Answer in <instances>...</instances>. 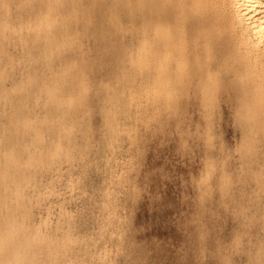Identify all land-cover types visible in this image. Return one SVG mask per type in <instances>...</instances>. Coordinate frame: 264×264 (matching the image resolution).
Segmentation results:
<instances>
[{"label": "rangeland", "instance_id": "374dc122", "mask_svg": "<svg viewBox=\"0 0 264 264\" xmlns=\"http://www.w3.org/2000/svg\"><path fill=\"white\" fill-rule=\"evenodd\" d=\"M191 6L0 0V264H264V66Z\"/></svg>", "mask_w": 264, "mask_h": 264}, {"label": "bare ground", "instance_id": "6f19581e", "mask_svg": "<svg viewBox=\"0 0 264 264\" xmlns=\"http://www.w3.org/2000/svg\"><path fill=\"white\" fill-rule=\"evenodd\" d=\"M30 4V3H29ZM191 34L197 36L212 28L232 23L237 50L246 59L243 68L264 66V0H191ZM176 5V4H175ZM32 6V5H31ZM65 6V5H64ZM10 7V6H9ZM20 8V7H19ZM61 8V7H60ZM148 9V8H147ZM205 9H209L205 11ZM68 10V9H67ZM172 10V9H171ZM8 12V11H7ZM167 12V11H166ZM96 13V12H95ZM201 13V14H200ZM56 14V13H55ZM50 15H52L50 13ZM61 15V14H60ZM40 16V15H39ZM43 16V14H42ZM53 17V16H52ZM63 17V16H62ZM46 18V17H45ZM50 18V17H49ZM155 19V18H154ZM171 19V18H170ZM65 20V19H64ZM46 21V20H45ZM40 22V21H39ZM42 22V20H41ZM48 22V20H47ZM51 22V18H50ZM53 22V21H52ZM36 23V22H35ZM26 24V23H25ZM37 25L38 22L36 23ZM41 24V23H40ZM45 24H47L45 22ZM34 25V24H33ZM49 25V24H48ZM156 25V24H155ZM160 25V24H159ZM170 25V24H169ZM47 26V25H45ZM171 26V25H170ZM162 27V26H161ZM212 27V28H211ZM67 28V27H66ZM159 28V27H158ZM50 30V28H49ZM163 30V29H162ZM166 30V29H165ZM74 31V30H73ZM196 31H198L196 33ZM33 32V31H32ZM37 32V31H36ZM50 32V31H49ZM48 32V33H49ZM35 34V33H34ZM170 34V33H169ZM167 39V37H165ZM200 38V37H199ZM64 39V38H63ZM177 39V38H176ZM232 39V38H231ZM165 41V40H164ZM235 41V40H234ZM157 42V41H156ZM170 43V42H169ZM174 43H176L174 41ZM173 43V44H174ZM168 44V43H167ZM172 44V45H173ZM210 44V43H209ZM232 44V43H230ZM63 45V44H62ZM160 45V44H159ZM176 45H178L176 43ZM180 45V44H179ZM208 45V44H207ZM174 46V45H173ZM211 46V45H210ZM158 47V45H157ZM172 47V46H171ZM170 47V48H171ZM175 47V46H174ZM178 47V46H176ZM175 47V48H176ZM191 47L194 48L192 45ZM152 48V47H151ZM154 48V47H153ZM159 49L160 46L158 47ZM169 48V46H168ZM221 48V46H220ZM224 48V47H223ZM211 49V48H210ZM177 50V49H176ZM231 50V49H230ZM154 51V50H153ZM234 51V49H233ZM148 52V51H147ZM158 52V51H157ZM136 53V52H135ZM150 53V52H149ZM154 53V52H153ZM167 53V52H166ZM175 53V52H174ZM178 53V52H177ZM176 53V54H177ZM234 53V52H233ZM163 54V53H162ZM230 54V53H228ZM236 54V53H235ZM151 56V55H150ZM212 56V55H211ZM226 56V55H225ZM237 56V55H236ZM243 56V57H244ZM159 57V53L158 56ZM161 57V56H160ZM254 58L252 60L251 58ZM155 59V58H154ZM153 59V60H154ZM151 60V59H150ZM158 60V59H157ZM235 61V60H234ZM154 62V61H152ZM135 63V62H134ZM149 64V63H148ZM232 65V64H231ZM210 66V65H209ZM234 67V66H233ZM145 68V67H144ZM255 70V69H253ZM246 71V70H245ZM251 71V70H250ZM261 71V70H260ZM257 73V72H256ZM243 74V73H242ZM241 74V75H242ZM260 74V73H259ZM147 75V74H146ZM244 75V74H243ZM252 75V74H251ZM240 76V75H239ZM255 76V75H254ZM231 78V77H229ZM235 78V77H234ZM245 78V77H244ZM260 78V76H259ZM148 79V78H147ZM258 79V78H257ZM237 80V79H236ZM255 80V79H254ZM262 80V78L260 79ZM144 81V80H143ZM241 81V80H240ZM264 81V80H263ZM230 83V82H229ZM245 83V82H244ZM142 84V83H141ZM252 84V83H251ZM256 84V83H255ZM244 85V84H243ZM249 85V84H248ZM51 86V85H50ZM243 87V86H242ZM259 89V88H257ZM159 90V89H158ZM258 91V90H257ZM258 93V92H257ZM262 98V97H261ZM12 99V98H11ZM9 100V99H8ZM254 106V104H253ZM252 115V114H251ZM253 117V116H252ZM251 117V118H252ZM116 121V120H115ZM252 124V123H251ZM254 125V124H253ZM252 128V127H250ZM256 129V127H254ZM249 129V127H248ZM7 169V168H6ZM14 176V175H13ZM24 208V207H23ZM29 226V225H28ZM23 227V226H21ZM20 227V228H21ZM19 232V231H18ZM17 233V232H16ZM22 233V232H21ZM21 236V235H20ZM19 236V237H20ZM21 248V246H20ZM3 252V251H2ZM5 253V252H4ZM11 254V253H10ZM2 262V261H1ZM12 263V262H11Z\"/></svg>", "mask_w": 264, "mask_h": 264}]
</instances>
